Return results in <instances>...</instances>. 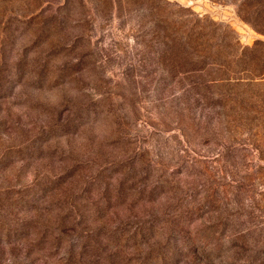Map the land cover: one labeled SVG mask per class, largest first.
<instances>
[{
  "label": "rangeland",
  "instance_id": "374dc122",
  "mask_svg": "<svg viewBox=\"0 0 264 264\" xmlns=\"http://www.w3.org/2000/svg\"><path fill=\"white\" fill-rule=\"evenodd\" d=\"M166 1L264 42L241 0ZM151 14L0 0V264H264V114L156 66Z\"/></svg>",
  "mask_w": 264,
  "mask_h": 264
},
{
  "label": "trees",
  "instance_id": "16d2710c",
  "mask_svg": "<svg viewBox=\"0 0 264 264\" xmlns=\"http://www.w3.org/2000/svg\"><path fill=\"white\" fill-rule=\"evenodd\" d=\"M149 1L152 4L151 20L147 25L140 27L145 32L148 26L145 35H148L151 38L150 43L157 47L159 54L154 63L156 66H162L165 60L167 62L169 60V68L179 70L177 72L189 76L213 72L217 78L212 82L252 89V91L239 89L233 95L234 102L244 112L264 114V42H257L252 49H241L239 43L232 37L235 36L234 32L228 26L218 25L206 17L179 15L171 11L169 7L172 4L166 0ZM109 2L114 7L120 0ZM241 2L240 13L244 9H254V18L247 17L243 20L257 33L264 35V3L259 6L252 4V0ZM69 7L68 3L65 4L66 20L69 19ZM234 67H242L239 73L249 71L253 77L234 80L230 77L231 73L238 71ZM217 97L225 104L230 101L231 96L225 93Z\"/></svg>",
  "mask_w": 264,
  "mask_h": 264
}]
</instances>
